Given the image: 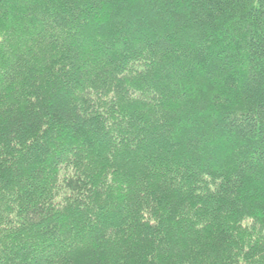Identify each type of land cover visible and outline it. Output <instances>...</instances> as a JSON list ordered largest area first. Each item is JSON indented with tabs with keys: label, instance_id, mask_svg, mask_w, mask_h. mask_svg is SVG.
<instances>
[{
	"label": "trees",
	"instance_id": "obj_1",
	"mask_svg": "<svg viewBox=\"0 0 264 264\" xmlns=\"http://www.w3.org/2000/svg\"><path fill=\"white\" fill-rule=\"evenodd\" d=\"M0 264H264V0H0Z\"/></svg>",
	"mask_w": 264,
	"mask_h": 264
},
{
	"label": "bare ground",
	"instance_id": "obj_2",
	"mask_svg": "<svg viewBox=\"0 0 264 264\" xmlns=\"http://www.w3.org/2000/svg\"><path fill=\"white\" fill-rule=\"evenodd\" d=\"M241 262V261H240Z\"/></svg>",
	"mask_w": 264,
	"mask_h": 264
}]
</instances>
